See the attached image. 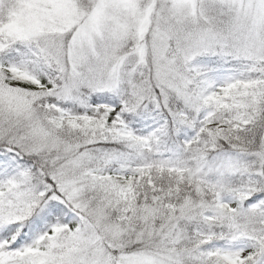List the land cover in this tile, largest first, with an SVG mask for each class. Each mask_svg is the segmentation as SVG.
Returning a JSON list of instances; mask_svg holds the SVG:
<instances>
[{"label":"snow or ice","instance_id":"6c2138e0","mask_svg":"<svg viewBox=\"0 0 264 264\" xmlns=\"http://www.w3.org/2000/svg\"><path fill=\"white\" fill-rule=\"evenodd\" d=\"M0 264H264V0H0Z\"/></svg>","mask_w":264,"mask_h":264}]
</instances>
